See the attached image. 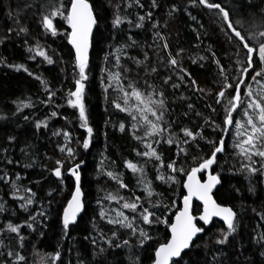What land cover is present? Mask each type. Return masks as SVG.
<instances>
[{
	"label": "trees",
	"instance_id": "obj_1",
	"mask_svg": "<svg viewBox=\"0 0 264 264\" xmlns=\"http://www.w3.org/2000/svg\"><path fill=\"white\" fill-rule=\"evenodd\" d=\"M94 10L100 14L99 30H95L92 40V52L89 61V80L86 88V108L89 126L93 128V136L89 149L82 147L83 141L88 138L86 128L80 127L78 110L67 104L68 90H74L75 74L78 69L74 67V49L68 43L66 33L70 31L67 23L56 18L59 35L53 37L46 33L39 23L40 5L42 0H0V59L7 58L8 64L24 65L34 73L29 76L24 71H16L13 68L0 64V176L5 173L15 181L19 174L22 179L16 181L20 184L21 191L13 192L11 182L5 183L0 180V202L4 203L5 211L0 212V242L5 247H0V264H12L14 259L7 256L8 251H19L26 257V264H53L50 259L56 252L60 253V260L55 264H132L130 256L138 257L139 264H152L151 257L155 249L170 238L169 225L173 222L175 214L181 208V202L185 196L184 182L187 171L196 165L200 157L208 158L212 151V145L207 141L223 139L225 152L217 154L218 165H213L212 174H219L221 184L214 196L221 205L230 206L236 213L237 232L229 237L225 245L214 244L215 238L221 229L226 230V225L215 220L210 226L198 222L205 232L197 237L199 247L194 248L189 256H185L186 264H208L212 256H216V264H264V242L258 243L257 238L264 233V177L253 176L251 184L246 179V173H240V158L236 155L238 149L233 148L237 139L235 126L224 124L225 110L223 100L216 102V96L220 90L223 75L214 62L211 52L223 66L224 73L229 75L230 82L235 86L236 73L241 66L236 63L237 59H243L244 50L240 49V55H235L237 48L230 43L218 22H215L214 13L202 7H192L190 0H157L158 8H151V0H141L143 8L135 4L131 8L127 3L131 0H89ZM222 6H242L247 12L244 0H217ZM260 0H256L259 4ZM52 5L59 6L60 0H51ZM65 6H70V0H63ZM27 4L34 7L26 8ZM120 5V12L132 25L124 23L120 28L112 27V19L115 5ZM176 6L180 9L174 16L169 17L168 12ZM13 13L9 18L8 13ZM20 12V23L29 29L28 43L26 37L17 35L13 31L10 35L8 30L16 28L15 14ZM147 11L153 12L151 22H146L143 28H136L135 22L138 15H144ZM190 13V15H189ZM195 16L194 21L192 17ZM247 23L248 17L245 15ZM159 23L158 29H153L152 24ZM167 25V26H165ZM202 25V26H201ZM160 35L167 41L168 48L163 49L164 40L155 36ZM113 36L115 38L113 39ZM131 37L137 44L127 47L119 61L121 67L116 68V49L131 44ZM39 44L47 54L55 60L48 65L42 57L35 59L30 57L27 48ZM183 50L181 67L187 74L181 73L177 68L168 63V54L176 56ZM147 54V60H145ZM128 57H134L142 64H136ZM199 57H205L200 60ZM195 61V62H193ZM151 68L157 71L152 73ZM259 70V69H257ZM119 71L124 78L126 86L128 81L136 83L137 87L144 90L145 80L149 84L162 89L168 102L170 115L167 117L176 122L175 132L180 128H187L194 133L203 128V140L198 139L199 147L194 144L186 145L188 156H176V146L160 144L157 150L162 154L164 167L159 163L148 161L147 158L137 156V151L143 152L144 145L132 135L131 117L115 107V103H122L120 93L116 90L115 81L109 80V72ZM190 74V75H188ZM253 73H249V77ZM39 75L48 82V86L55 91L56 95L51 101L44 86L35 79ZM183 75V80L179 77ZM169 76L172 79L168 84L164 80ZM196 82L194 86L192 81ZM112 83L113 87L107 88ZM179 85L173 88L172 84ZM246 83L257 87L251 79ZM199 87L203 91H197ZM255 89V88H254ZM231 89L229 93H231ZM247 89L241 85V94L245 95ZM228 93H226L227 97ZM15 102V103H14ZM33 104L31 108L17 111L19 103ZM188 104L193 108L189 109ZM215 109V111H213ZM58 115L49 119L51 112ZM196 113L201 115L197 116ZM29 116L25 121L23 117ZM235 119H240L239 109L233 113ZM205 120L209 121L205 124ZM47 121L48 128H35V122ZM125 125V130L120 131V125ZM53 131H67L71 133L69 146L76 152L75 158H68L67 152L61 153L59 147L64 145L63 135L53 136ZM181 137L183 133H180ZM16 139L9 143V137ZM146 142H151L146 140ZM4 149L8 151L5 152ZM21 149L25 151L22 152ZM6 159H11L12 164H7ZM177 160V166H183L185 173L174 174L177 182H164L159 178L158 169L166 167L170 160ZM258 159V158H257ZM62 160V179L55 177L52 170L57 166L55 161ZM143 165L146 178L151 182V190L159 196H153L152 200L161 205L155 211L156 216L165 223L142 224L139 218L136 220L138 227H143L152 239L146 241L143 247L133 237L128 229H119V239L114 244L123 245V240L130 241L129 246L120 248L105 247L103 256H94L98 248L91 242H98L104 238H111V233L117 229L100 218L99 213L104 208L114 209L120 204L116 201L105 200L108 194L128 197H141L143 201L147 193L142 191L143 184H138L139 173H132L126 167V162ZM82 162L79 170L81 174V187L84 192L85 211L81 213L77 222L70 226L67 234L62 231L63 211L71 200L75 190V178L70 175L69 169L75 163ZM31 164V167H24ZM259 166V165H257ZM106 171L121 174L122 180L128 185L127 189L119 188L117 182L109 178ZM207 172L202 173L204 179ZM39 181V183H36ZM24 187H29L36 193L38 203L30 206L28 212L20 208V201L13 198L14 195H27L23 192ZM253 187L255 191H249ZM52 195L49 196L48 193ZM49 201L51 203L49 204ZM122 203V202H121ZM47 213V219L40 226L34 225L36 232L27 227L21 229L25 236L24 247H19L16 234L7 232V224H23L30 221V216L41 210ZM108 206V207H107ZM202 207L198 203L194 205V214L198 216ZM135 215V214H133ZM110 217V216H108ZM43 232V236L39 235ZM104 233L101 237L100 232ZM89 237V239H85ZM194 242V243H196ZM205 244L208 247H205Z\"/></svg>",
	"mask_w": 264,
	"mask_h": 264
},
{
	"label": "snow or ice",
	"instance_id": "obj_2",
	"mask_svg": "<svg viewBox=\"0 0 264 264\" xmlns=\"http://www.w3.org/2000/svg\"><path fill=\"white\" fill-rule=\"evenodd\" d=\"M192 7H202L210 12L214 13L215 22H218L221 30L224 31L225 36L228 38L230 43H234V47L237 48L235 55L239 57L240 49L244 50L243 59H237L236 63L241 66V70L236 73L235 86L230 82L229 75L224 73L223 66L220 65L218 59L215 58V53L211 52V56L214 59L218 69L223 75V80L221 81L220 90L216 96V102L221 103L223 100V107L225 110L224 124L231 127L235 126V136L237 139L233 143V148L238 149L236 155L240 158L241 167L239 168L240 173H246V179L249 180L251 184V178L253 176L264 177V0H260L259 4L256 0H244L247 5V12L240 5L235 6H222L217 0H190ZM135 4L139 8H143L144 5L141 0H131L127 3V7L131 8ZM34 5L27 4L26 8H32ZM115 12L112 19V27L120 28L124 23L129 25L133 24V21L128 20L120 12V5L114 6ZM160 5L157 0H151V8H158ZM180 9L173 6L169 12V17L175 15ZM190 15V13H189ZM245 15L248 17V21H245ZM9 18L13 17V13L10 11L8 13ZM20 12L17 11L15 14L16 28H10L8 30L9 35L15 31L17 35L23 34L26 39L25 44L28 43L27 37L29 36L28 27L22 25L19 20ZM59 18L67 23L70 31L66 33L68 43L71 44L74 49V67L78 69L75 74L74 90L69 89L67 93V104L78 110L80 127L86 128L88 138L83 141L82 147L87 150L90 147L93 128L89 126L88 114L86 108V88L87 81L89 80V52L92 47L93 31L99 30V19L100 14L98 11L94 10V6L89 0H70V6H65L63 0H60L59 6L52 5L51 0H42L40 5V15L39 23L46 33H50L53 37L59 35L57 24L54 20ZM153 19V12L147 11L144 15H138L135 22L136 28H143L146 22H151ZM192 19L195 21L196 17L193 16ZM167 26V25H165ZM202 26V25H201ZM160 27L159 23L152 24L153 29H158ZM155 36L164 40L162 45L163 49L168 48L167 41L160 35L159 31L155 32ZM115 36H113V39ZM131 44H125L124 47L117 48L116 55V68H120L119 63L121 55L124 54V50L127 47H132L137 44L135 40L131 37L128 38ZM29 53H34L30 58L35 59L37 56L42 57L48 65L55 63V60L51 58L45 50L37 43L34 46H29L27 48ZM183 50L181 49L177 52L176 56H172L171 53L168 54V63L175 68H177L181 73L187 74L186 70L181 67V57ZM147 54H145V60H147ZM136 64H142L143 61H138L134 57H128ZM200 60H204L205 57H199ZM195 62V61H193ZM0 64L5 67L13 68L16 71H24L29 76H33L34 73L29 71L24 65L8 64L7 58L0 59ZM259 69V70H257ZM152 73L156 72V68H151ZM253 73L249 77V73ZM190 75V74H188ZM44 86L45 91L49 94L48 100L51 101L56 95L49 86L48 82L42 79L41 76L35 75L34 77ZM183 75L179 79L183 80ZM172 79L169 76L164 80V84H168ZM247 79H251L257 85L254 89L251 84L246 83ZM109 80L115 81L116 90L121 94L120 100L122 103H115V107L122 112H126L133 121L132 124V135L136 140L144 145V151H137L136 155L142 158H147L145 163L149 160L154 163H159L160 166L164 167V160L162 154L157 150L160 144H167L169 146H176V156L179 158L181 155L184 157L188 156V149L186 145L194 144L197 148L199 147L198 139L203 140V128L197 132H193L187 128H180L179 132H175L173 129L176 126V122L168 119L170 115V109L168 102L165 98L164 91L162 89H157L156 86L149 84L145 80V89L141 90L137 87L136 83L133 81H128L127 85H124V78L122 74L117 72H109ZM192 84L195 86L196 82L193 80ZM241 85H243L247 91L244 96L241 94ZM113 87L112 83H109L105 91L108 88ZM173 88H178L179 85L176 83L172 84ZM232 90L229 93V90ZM197 91H203L199 87L196 88ZM226 93H228L226 97ZM15 103V102H14ZM33 104L29 103H19L17 104V111H22L24 108H31ZM188 108L192 109L193 105L188 104ZM239 109L240 119L234 118L233 113H236ZM215 111V109H213ZM58 113L56 111L51 112L49 119L56 117ZM197 116L201 115L196 113ZM0 119H7V117L0 116ZM25 121L29 120V116L25 115L23 117ZM209 121L205 120V124ZM48 128L47 121H37L35 122V128L37 130L41 128ZM125 130V125H120V131ZM183 133L181 137L180 133ZM53 136H61L68 141L71 137V133L67 131H53ZM9 143L15 141L14 136H10ZM150 140L151 142H146ZM208 144L212 145V151L208 155V158L200 157L196 162L194 167H191L187 171V183L184 187L187 189V195L183 197V209L178 212L175 216V222L171 223V239L166 243L160 244L154 252V256L151 257L152 264H186L184 257L189 256L194 248L199 247L197 237L205 232L203 226H197V217L193 216L191 213V203L193 198L203 202V214L198 217L203 225H209L212 223L214 217H219L225 224L226 230L221 229L219 235L213 241L216 245H225L229 242V237L234 236L237 232L236 217L237 213L231 207H222L216 202L212 196L213 189L221 184V177L219 174L213 175L211 169L213 165H218L217 154L225 152V141L223 139L216 141H207ZM7 152V149H4ZM24 152V149H21ZM61 153L67 152L68 158H75L76 152L65 143L64 146L59 147ZM258 158V159H257ZM7 164H12L11 159H6ZM56 167L52 170L55 177L62 179L63 161L56 160ZM259 165V166H257ZM31 164H25L24 167H31ZM82 167V162L75 163L73 167L69 169L70 175L75 178V190L72 194L71 200L68 201L67 207L63 211L62 216V231L67 234L70 226L77 222V217L80 216L85 209V199L84 192L81 187V174L80 169ZM126 167L131 170L132 173H139L138 184H143L144 188L142 191L147 193L144 200L141 197H124L119 195L108 194L104 197L105 200L116 201L120 204V209L114 210L115 214L112 217H108L107 213L101 211L99 213L102 220H106V223L113 225L117 230L111 233V238H104L102 241L98 242L96 239H92L91 242L94 246L98 248V251L94 253V256H103L106 253L105 247L101 245H107V248H120L122 246H129L130 241L128 239L123 240V245L116 243L115 240L119 239V229H128L131 231L133 237L139 241V246L143 247L144 243L152 237L143 227H138L134 220L139 218L142 224L152 225L153 223H165L168 221L165 219L161 221V218L156 216L155 211L152 209H158L161 207L156 201L152 200L153 196H159L151 190V182L147 180L146 173L144 171V166L138 167L136 163L126 162ZM166 167L171 170L173 174L185 173V168L177 166V160L172 159L167 163ZM207 172V181L201 182L198 178V173ZM109 178L115 180L121 189H127L128 185L122 180L121 174L114 173L113 171H106L105 173ZM164 182L171 181L176 183V176L170 175L166 179L165 177H159ZM22 177L17 174L15 176V181L5 173L0 176V180L5 183L11 182V188L15 193L21 191L20 184L16 181H20ZM36 183H39L37 181ZM249 191H255L253 187L249 188ZM23 192L27 195H14L13 198L19 200L20 208L28 212L30 206L38 203L36 200V193L32 191L29 187H24ZM49 196L52 195L51 192L48 193ZM122 202V203H121ZM51 201H49V204ZM128 210L130 213L135 214L131 218L125 214L123 210ZM4 203L0 202V212L5 211ZM261 219H264V214H260ZM37 217H40V226H43V220L47 219V213L43 210L41 205V210L37 211L35 215L30 216V221H26L23 224H12L9 222L7 224V232L16 234L19 240V247L22 249L24 247L25 236L21 234V229L27 227L32 232H36L37 228L34 227L38 223ZM2 234V233H0ZM39 235L42 237L43 232L41 231ZM101 237H104V233L100 232ZM89 239V237H85ZM196 242V243H194ZM257 242H264V233L260 234L257 238ZM0 247H5L2 242H0ZM207 248L208 245L205 244ZM7 256L13 258L12 264H26V257L22 255L19 251L13 252L8 251ZM132 264H139L138 257L130 256ZM55 264L56 261L60 260V253L56 252L50 257ZM208 264H216V256H212Z\"/></svg>",
	"mask_w": 264,
	"mask_h": 264
},
{
	"label": "water",
	"instance_id": "obj_3",
	"mask_svg": "<svg viewBox=\"0 0 264 264\" xmlns=\"http://www.w3.org/2000/svg\"><path fill=\"white\" fill-rule=\"evenodd\" d=\"M94 31H95V29H94ZM94 31H93V34H94ZM91 52H92V47H91V49H90V52H89V61H90V57H91ZM202 173H198V178L201 180V182L203 183V182H206L207 181V176L203 179L202 178ZM213 175H216V174H213ZM187 183V177H186V179H185V182H184V184H186ZM220 186V184L219 185H217L214 189H213V191H212V196H213V198L215 199V196H214V194H215V192H216V190H217V188ZM184 190H185V195H187V189L184 187ZM216 200V199H215ZM216 202L218 203V201L216 200ZM195 203H198L199 205H201V207H202V210H201V213L198 215V216H196L195 214H194V205H195ZM218 204H220V203H218ZM221 205V204H220ZM222 207H230V206H225V205H221ZM183 209V199H182V202H181V208L178 210V212L180 211V210H182ZM178 212L175 214V216L178 214ZM191 213H192V215L193 216H195V217H197V221H196V223H197V226H198V222L199 223H201V224H203V222L202 221H200L199 219H198V217L200 216V215H202L203 214V202L202 201H199V200H197L196 198H193V200H192V203H191ZM81 215V214H80ZM175 216H174V219H173V222L172 223H174L175 222ZM80 217V216H79ZM79 217H77V220L79 219ZM215 220H217V221H220V222H222V223H224L219 217H214L213 219H212V223L215 221ZM211 223V224H212ZM211 224H209V225H205V226H210ZM225 224V223H224ZM226 225V224H225ZM169 233H170V238H169V240L171 239V231H170V226H169Z\"/></svg>",
	"mask_w": 264,
	"mask_h": 264
},
{
	"label": "rangeland",
	"instance_id": "obj_4",
	"mask_svg": "<svg viewBox=\"0 0 264 264\" xmlns=\"http://www.w3.org/2000/svg\"><path fill=\"white\" fill-rule=\"evenodd\" d=\"M254 88H256V87H254ZM63 141H64V144H65V143H68V146H69V142H68V141H71V139H69L68 141H66L65 138H63ZM63 146H64V145H63ZM138 167H139V166H138ZM160 167H161V166H160ZM158 175H159V177L163 176V177H165V179H166L168 176H170V175H174V174L171 172L170 169H162V168H159V169H158ZM176 180H177V177H176ZM107 207H108V206H107ZM118 209H120V207L116 206L114 209H111V207H109V208H104L102 211L106 212L108 216L112 217V216H114V214H115V211H114V210H118ZM123 211H124L125 214L128 215L130 218H131L132 216H134L133 213H130V212H129L128 210H126V209L123 210ZM136 220H137V218L134 220L135 223H136Z\"/></svg>",
	"mask_w": 264,
	"mask_h": 264
}]
</instances>
